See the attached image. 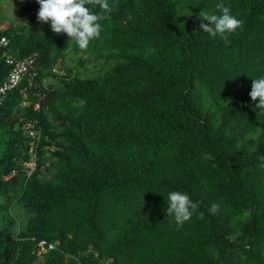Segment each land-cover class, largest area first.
Segmentation results:
<instances>
[{"label": "trees", "instance_id": "16d2710c", "mask_svg": "<svg viewBox=\"0 0 264 264\" xmlns=\"http://www.w3.org/2000/svg\"><path fill=\"white\" fill-rule=\"evenodd\" d=\"M108 2L85 50L66 34L0 30V84L7 58L33 61L0 105V264H264V110L249 96L264 77V0ZM218 3L244 22L227 42L199 28ZM21 9L34 23L36 0ZM69 50L109 67L53 73ZM21 125L40 132L30 172ZM171 191L199 205L179 229Z\"/></svg>", "mask_w": 264, "mask_h": 264}, {"label": "clouds", "instance_id": "9594fccd", "mask_svg": "<svg viewBox=\"0 0 264 264\" xmlns=\"http://www.w3.org/2000/svg\"><path fill=\"white\" fill-rule=\"evenodd\" d=\"M36 3L39 4L36 14L37 21L41 24H50L53 33L66 34L69 40L74 41L81 50L87 49L91 40L99 39L102 31L100 21L104 20L106 14L112 11L108 0H36ZM95 7H99L100 11H92V8ZM215 7L220 13L219 15L202 10L199 12L198 19L201 21L199 28L212 37L219 35L227 42V35L242 28L244 22L231 15L230 9L223 3H218ZM204 21L208 23H204ZM52 72L61 75L56 69H52ZM249 96L252 101L258 100L255 105L257 109L264 110V77L253 80ZM29 131L35 130L29 128L26 131L31 139L29 145H34L35 150L40 139V132L36 131L38 137L33 140L28 134ZM259 159L264 161V156ZM166 202L168 205L165 209L166 214L173 217L177 229L188 222L193 212L199 207L198 203H194L187 193L181 191L169 192ZM209 211L213 215L216 214L219 211V205L213 203ZM199 217L203 219L204 214L201 212ZM42 250V252H46L48 249L42 248ZM40 253L38 252V254Z\"/></svg>", "mask_w": 264, "mask_h": 264}, {"label": "rangeland", "instance_id": "374dc122", "mask_svg": "<svg viewBox=\"0 0 264 264\" xmlns=\"http://www.w3.org/2000/svg\"><path fill=\"white\" fill-rule=\"evenodd\" d=\"M24 2L25 0H0V30H5L12 25L24 27L27 34L34 32H52L50 24H41L37 21V15L34 23L29 21V13L23 12L21 9V6ZM61 66L62 70L59 72L62 76L69 75V73H71L70 76H77L80 79L96 76L100 70H104L109 67V65L103 59L96 60L89 54L74 53L72 50H69ZM52 84H56L55 77L49 76L44 80V86L47 87ZM195 99L201 110L204 111L209 107V99L206 96L205 91L199 85H196ZM21 127L24 128V134L29 128H31L29 125H21ZM56 127L57 125H55L54 129H56ZM250 137L255 138L256 135H250ZM33 149L34 146L29 145L28 152L29 155H31V158L28 162L24 163L19 161V164H21V166L28 172L32 171L34 167ZM42 150H44V157L47 159L45 166H51L52 162L55 160V158L52 156V152L55 150V148L46 146L43 147ZM256 180L261 184V186H263L264 174L259 175Z\"/></svg>", "mask_w": 264, "mask_h": 264}, {"label": "built area", "instance_id": "2783aa9c", "mask_svg": "<svg viewBox=\"0 0 264 264\" xmlns=\"http://www.w3.org/2000/svg\"><path fill=\"white\" fill-rule=\"evenodd\" d=\"M8 40L6 38L0 39V47H7ZM7 65L12 66V71L4 82L0 84V105L3 103L5 95L8 91L12 90L18 82H20L22 76L26 75L25 73L32 68L33 61L31 59H26L22 62H16L11 57L6 59ZM29 136L35 140L38 137L36 131H29ZM34 146V145H33ZM34 150V149H33ZM40 246L43 247V242L40 243ZM53 245L47 247L48 250H52Z\"/></svg>", "mask_w": 264, "mask_h": 264}]
</instances>
